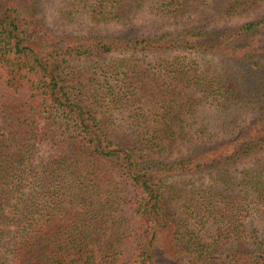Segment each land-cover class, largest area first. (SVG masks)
<instances>
[{
	"label": "trees",
	"instance_id": "1",
	"mask_svg": "<svg viewBox=\"0 0 264 264\" xmlns=\"http://www.w3.org/2000/svg\"><path fill=\"white\" fill-rule=\"evenodd\" d=\"M40 1L0 0V112L25 116L0 132V264H96V252L98 264H264L261 230L241 223L249 200L264 215V163L240 180L244 194L228 171L264 156V15L158 37L57 35ZM193 1H226L228 16L262 2L79 0L74 9L98 23L124 24L138 12L184 20ZM166 51L183 55L136 58ZM113 54L94 66L70 63ZM205 107L227 140L170 160L177 140L193 139L176 129ZM129 108L127 127L110 121ZM240 109L256 115L243 124ZM211 168L215 197L185 201L174 219L171 176Z\"/></svg>",
	"mask_w": 264,
	"mask_h": 264
},
{
	"label": "rangeland",
	"instance_id": "2",
	"mask_svg": "<svg viewBox=\"0 0 264 264\" xmlns=\"http://www.w3.org/2000/svg\"><path fill=\"white\" fill-rule=\"evenodd\" d=\"M96 0H89L90 4H94ZM79 0H41L40 1V15L44 19L47 27L51 29L54 33L59 35L62 32H66L75 36H145L154 37L160 36L164 33H176L181 31L185 25L189 26H205L208 29L221 30L229 27H238L244 23L256 20L264 15V0L260 3V6L253 10L251 13L241 12L238 10L231 13V16L225 15L221 10L226 6V1L213 2L209 1L208 4H197L193 1V7L191 13L187 18L179 19L174 17H159L157 15L151 14L149 12H138L131 21L124 24H116L115 22L108 23H98L92 21V19L87 15V13H82L77 10L75 11V6L78 5ZM73 10V15L69 12ZM225 11V10H224ZM241 12V13H239ZM183 55L182 51L172 52L166 51L158 54H146V57L142 55L136 56V58H146L148 62L156 61L158 58L173 59L175 56ZM117 55L104 56V58H89V59H73L70 61L72 67H82L85 64L94 66L97 63H105L111 59L116 58ZM135 111V108H129L128 110L122 111V113L116 114L112 113L114 116L111 122L117 121V124H123L127 127L129 121V114ZM238 111V112H237ZM235 116H238L243 124H246L255 117L256 113L249 109L237 110ZM217 114L211 110H206V107L198 110L194 116H190L187 119L186 128L182 131L176 129L177 133L185 132L187 137H193L191 142H186L184 140H177L173 148H171V154L168 155L170 160H181L183 158L191 155V152L203 151L209 148L204 146H211L210 149H214L216 145L221 144L223 141L227 140L229 135H225L216 129V118ZM25 116H14L7 113L0 112V132L8 133L9 127L14 124L17 120L25 119ZM194 117L193 120L191 118ZM99 118H101L99 116ZM197 121V122H196ZM196 122V124H194ZM39 126L43 125V122H38ZM205 124L206 133H200L201 127ZM242 128H238L236 134L240 132ZM185 135V134H184ZM205 143L206 145H204ZM192 144V145H191ZM204 147V148H203ZM196 148V149H195ZM203 148V149H202ZM206 148V149H205ZM49 153H45L47 156ZM264 161L263 158L260 160H248L246 162H240L228 166V171L233 177L234 182L237 185L238 192H244L247 189L245 184H239L240 180L244 179L249 175L250 178H255L256 176V166L258 163ZM219 170L215 168L202 169L196 174H187L181 176L180 174H173L169 179L171 188L173 187L178 195L173 200V205L169 207V211L174 214V219H177L181 215L180 208L185 201L190 200L193 202L195 198L199 203H204V201H211L210 196L215 197V189H220V183L218 182ZM215 202V198H214ZM253 201H247L246 210L241 218V223L247 226L249 233L254 227L261 230V237H264V215L258 212L253 206ZM259 208L263 209L262 206ZM215 219V218H214ZM197 220L190 219L188 225H191V229H195V224ZM211 223V224H209ZM213 224V220L207 222V229ZM215 224V223H214ZM228 226V221L221 225V227ZM198 228V227H196ZM172 234V233H171ZM252 234V233H251ZM172 239V237H171ZM169 238V240H171ZM249 239V238H248ZM97 260L96 264L99 263L101 255L96 252ZM158 259L164 263L165 256L162 253L157 254ZM78 258L74 253L71 254V259Z\"/></svg>",
	"mask_w": 264,
	"mask_h": 264
}]
</instances>
